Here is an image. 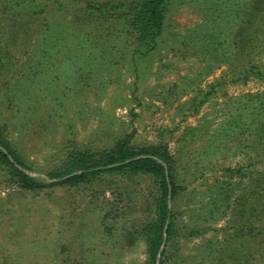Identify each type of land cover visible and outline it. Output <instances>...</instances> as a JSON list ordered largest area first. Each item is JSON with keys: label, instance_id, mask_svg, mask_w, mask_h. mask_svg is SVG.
I'll list each match as a JSON object with an SVG mask.
<instances>
[{"label": "rangeland", "instance_id": "obj_1", "mask_svg": "<svg viewBox=\"0 0 264 264\" xmlns=\"http://www.w3.org/2000/svg\"><path fill=\"white\" fill-rule=\"evenodd\" d=\"M117 1L0 0V135L45 184L23 188L0 164V264H149L152 178L48 177L75 146L122 141L161 147L182 188L163 264H264V77L236 80L247 58L233 55L252 0H175L149 54L127 18L98 13ZM263 30L244 51L264 71Z\"/></svg>", "mask_w": 264, "mask_h": 264}, {"label": "trees", "instance_id": "obj_2", "mask_svg": "<svg viewBox=\"0 0 264 264\" xmlns=\"http://www.w3.org/2000/svg\"><path fill=\"white\" fill-rule=\"evenodd\" d=\"M252 10L248 12L246 18H242L241 6L235 11V15L241 16L238 24V33L233 44L238 57L247 58L244 72L239 71L236 80L247 79L250 73L264 77V71L250 58V52H245L244 47L248 44L254 46L255 35L264 29V0H252ZM175 0H119L114 4L102 3L97 11L101 15L111 14L114 18L124 16L131 27L135 40L139 45L138 52L149 54L157 49L159 37L164 31L165 18L168 17ZM183 4V1L181 2ZM113 11H116L115 13ZM121 11V12H118ZM244 13V12H243ZM114 14H116L114 16ZM95 16H97L95 14ZM99 18H101L99 16ZM216 22V21H215ZM256 24V26H254ZM254 26V27H253ZM264 31V30H263ZM222 35L224 41H228L229 36L222 32H213L211 39H217ZM221 37V36H220ZM218 43H223L217 40ZM239 56L237 57V55ZM233 56L228 55L231 60ZM233 59V58H232ZM244 73V74H243ZM243 74V75H242ZM215 91V86L203 95V104L209 95ZM254 122H260V128L264 131V100L260 101L259 108L253 110ZM161 161H164L162 163ZM171 157L164 152L161 147L153 146L149 150L129 145L127 141L117 143L112 147L103 149H93L89 146L74 147L68 152L66 163L58 169L49 171L48 177L61 179L63 182L89 180L97 176L114 175L116 177H127L132 175H145L153 179L157 185V194L154 195L153 216L142 224V237L148 247L149 264H155L157 255L164 241L166 245L161 253L163 264L168 259V248L172 246L173 232L169 207V195L174 198L178 194L180 187L175 184L172 177ZM0 164L6 167L8 173L17 178L23 188L36 191L45 186L38 179L28 175L23 171L25 161L21 153L0 135ZM182 189V188H181ZM180 189V190H181ZM153 207V206H152Z\"/></svg>", "mask_w": 264, "mask_h": 264}]
</instances>
